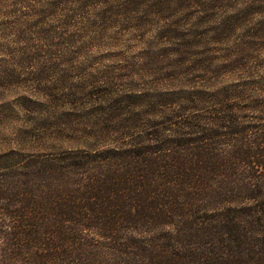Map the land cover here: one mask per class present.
<instances>
[{
    "label": "trees",
    "instance_id": "16d2710c",
    "mask_svg": "<svg viewBox=\"0 0 264 264\" xmlns=\"http://www.w3.org/2000/svg\"><path fill=\"white\" fill-rule=\"evenodd\" d=\"M247 87L194 91V138L186 122L164 136L169 115L116 121L87 151L0 157V264H264V99Z\"/></svg>",
    "mask_w": 264,
    "mask_h": 264
},
{
    "label": "rangeland",
    "instance_id": "374dc122",
    "mask_svg": "<svg viewBox=\"0 0 264 264\" xmlns=\"http://www.w3.org/2000/svg\"><path fill=\"white\" fill-rule=\"evenodd\" d=\"M241 81L264 99V0H0V157L14 164L101 147L116 121L170 115L164 136L186 122L194 138V91Z\"/></svg>",
    "mask_w": 264,
    "mask_h": 264
}]
</instances>
